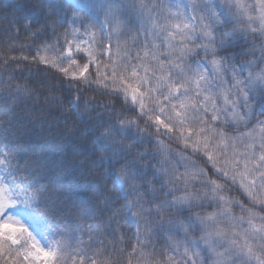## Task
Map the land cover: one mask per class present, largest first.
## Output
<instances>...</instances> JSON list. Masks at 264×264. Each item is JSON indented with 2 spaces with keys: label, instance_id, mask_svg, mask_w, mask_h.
Masks as SVG:
<instances>
[{
  "label": "snow or ice",
  "instance_id": "6c2138e0",
  "mask_svg": "<svg viewBox=\"0 0 264 264\" xmlns=\"http://www.w3.org/2000/svg\"><path fill=\"white\" fill-rule=\"evenodd\" d=\"M0 264H264V0L0 8Z\"/></svg>",
  "mask_w": 264,
  "mask_h": 264
},
{
  "label": "trees",
  "instance_id": "16d2710c",
  "mask_svg": "<svg viewBox=\"0 0 264 264\" xmlns=\"http://www.w3.org/2000/svg\"><path fill=\"white\" fill-rule=\"evenodd\" d=\"M9 2L18 3V2H23V0H0V8L4 7ZM17 54H19V53H17ZM25 54H27V53H25ZM22 67H26V66L22 65ZM33 71H35V68H33ZM25 74H27V70H25ZM234 194H236V193H234Z\"/></svg>",
  "mask_w": 264,
  "mask_h": 264
}]
</instances>
